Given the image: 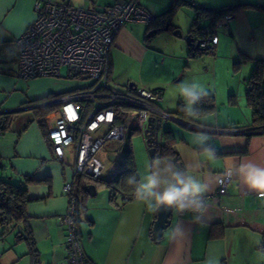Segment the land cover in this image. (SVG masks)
<instances>
[{"label":"crops","instance_id":"0c3cea01","mask_svg":"<svg viewBox=\"0 0 264 264\" xmlns=\"http://www.w3.org/2000/svg\"><path fill=\"white\" fill-rule=\"evenodd\" d=\"M35 0H0V179L26 183L29 202L27 224L31 230L34 254L23 255L27 264H55L66 256V231L59 217L67 207L64 184L72 182L78 198L75 220L87 264H264L260 242L264 238V198L233 179L219 203L208 202L207 214L196 222L192 213L173 212L170 223L157 241L152 227L157 213L135 197L110 190L84 175L72 173L73 147L58 157L53 151L49 129L58 117V108L40 110L58 95L83 88L85 78L40 77L22 80L17 76L14 39L35 17ZM75 7L102 11L118 0H54ZM176 0H135L153 17L166 11ZM168 21L156 18L151 24L128 21L118 30L109 49V83L120 92L134 87L160 90L159 107L169 115L162 122L150 157L143 138L129 131L123 141L104 147L107 170L100 180H112L126 168L130 153L137 173L153 159L170 160L197 177L207 179L212 190L223 173L226 161L251 160L264 166V133L250 134L251 111L246 104V80L255 60L264 59V0H177ZM230 8V27L218 35L215 53L190 56L194 46L184 37L190 33L195 9ZM206 23L209 20L206 19ZM167 29H164L165 25ZM180 29L182 37L173 31ZM196 35V34H195ZM224 68V71L222 70ZM244 70V71H243ZM248 70V71H247ZM226 73L222 76L223 73ZM195 79L212 97L213 109L188 117L178 111L183 100L176 85ZM244 83V93L241 85ZM206 133L211 158L198 144L197 136ZM169 144L162 151L159 146ZM94 184L89 195L84 185ZM85 186V187H86ZM177 224L186 231L184 239L173 241L170 232ZM20 228L23 224L20 223ZM13 250V251H12ZM1 255L0 264H16L19 253Z\"/></svg>","mask_w":264,"mask_h":264},{"label":"built area","instance_id":"2783aa9c","mask_svg":"<svg viewBox=\"0 0 264 264\" xmlns=\"http://www.w3.org/2000/svg\"><path fill=\"white\" fill-rule=\"evenodd\" d=\"M34 12L33 21L14 39L17 76L22 80L59 78L61 68L65 67L68 78L89 81L88 86L62 93L48 103L59 107L48 138L58 157L67 147H73L71 169L74 175L97 181L108 166L109 153L102 155L105 146L123 141L129 131L139 134L148 146V118H169L158 106L162 101L160 90L134 87L120 92L109 83V49L118 30L128 21L150 23L153 16L135 0L115 1L102 11L54 0H35ZM232 20L233 14L227 11L214 24L207 25L197 13L194 26L199 48L213 54L219 33L227 30ZM0 125H4V121ZM230 183L227 180L217 183L216 191L206 197L207 204L209 201L219 203ZM63 191L67 196V207L59 217V224L67 234L66 256L55 264H87L78 237L77 199L72 182L65 183ZM256 195L264 198V193L257 192ZM260 249L264 251V238Z\"/></svg>","mask_w":264,"mask_h":264},{"label":"clouds","instance_id":"9594fccd","mask_svg":"<svg viewBox=\"0 0 264 264\" xmlns=\"http://www.w3.org/2000/svg\"><path fill=\"white\" fill-rule=\"evenodd\" d=\"M176 89L177 96L183 100L181 110L188 117L196 116L199 113L197 105L209 95L208 89L195 79L180 82ZM209 139L206 133L197 136L198 144L211 158H215V150L208 146ZM233 179L251 191L264 193V166L251 160L225 162L223 174L217 183ZM126 183L132 188L134 197L155 213L169 210L177 214L192 213L194 221L199 222L208 212L206 194L212 190V184L170 160L149 161L142 174L129 175ZM186 236L187 231L179 224L171 229L170 239L173 241Z\"/></svg>","mask_w":264,"mask_h":264},{"label":"trees","instance_id":"16d2710c","mask_svg":"<svg viewBox=\"0 0 264 264\" xmlns=\"http://www.w3.org/2000/svg\"><path fill=\"white\" fill-rule=\"evenodd\" d=\"M180 1H175L166 11L153 17L150 24L158 18L159 20L168 21L172 16L175 8L180 4ZM195 16L194 21L197 17V13L202 15L206 23V19L209 20L207 25H212L215 21L222 16L223 13L231 11L230 8H222L218 10H208L203 9L200 6L194 5ZM199 7V8H198ZM193 25L190 32L196 34V28ZM211 54L209 51L201 48H192L190 56H198L202 54ZM215 53V48H214ZM213 53V54H214ZM246 104L251 111V125L252 128L249 130L250 134L254 133H264V59L255 60L252 71L246 80ZM182 103L180 102L178 111L182 113L181 110ZM213 101L211 96H207L201 100L199 105H197L199 111L208 112L213 109ZM56 104H49L47 106L41 107L40 110H54L57 108ZM4 125H0V132L5 130L6 121ZM158 145V144H156ZM162 151L169 149V144H163L159 146ZM126 168L116 174L112 180H97L98 183L105 184L110 190V198L113 200L117 193H122L126 195V198L131 199L134 197L132 188L126 183V178L134 173H137L136 167L133 163L130 153L126 155ZM30 179H26L25 182L18 184L14 183L11 179L1 178L0 179V234L4 235L10 230H16V240L25 241L29 247V251L32 255H35L33 241L31 240V230L27 224V214H26V204L29 202L27 196V186L26 183ZM77 199L76 204L78 206V198L75 193H73ZM76 206V209H77ZM20 223L23 224V228H20ZM77 224V221H76ZM1 258V252H0ZM33 264H37L36 260Z\"/></svg>","mask_w":264,"mask_h":264},{"label":"water","instance_id":"95a60500","mask_svg":"<svg viewBox=\"0 0 264 264\" xmlns=\"http://www.w3.org/2000/svg\"><path fill=\"white\" fill-rule=\"evenodd\" d=\"M168 25L166 24L164 29H167ZM174 35H178L180 37H182V33L180 31V29H175L173 31ZM186 43L188 45L194 46V48H199L198 43H199V39L197 37V35H195V33L190 32L188 33L185 37H184ZM162 122H163V118L161 117H154V116H150L148 118V127H147V135H148V153L150 155V157H154L155 154V147L154 144L157 143V134L158 131L160 130V128L162 127ZM87 193L89 195H94L95 193V185L94 184H88L85 187ZM173 211H160L157 213V217L153 223V227H152V239L154 241H157L158 239H160L163 235V231L166 229V227L169 225L170 223V217L172 216Z\"/></svg>","mask_w":264,"mask_h":264},{"label":"rangeland","instance_id":"374dc122","mask_svg":"<svg viewBox=\"0 0 264 264\" xmlns=\"http://www.w3.org/2000/svg\"><path fill=\"white\" fill-rule=\"evenodd\" d=\"M206 55H209L210 57L211 56H214V55H210L209 53L206 54ZM224 71V68L222 69ZM244 71V70H243ZM248 71V70H247ZM62 72L64 73L65 72V68H62ZM226 73L224 72L222 74V76H224ZM53 78V77H52ZM57 79V78H55ZM241 89H242V92L244 93V83L241 85ZM164 121H168V119H163ZM85 186H83V189L85 190ZM16 230L12 229L10 230L8 233L4 234V235H1L0 234V252H1V255H5L7 253H10L12 249H14L16 247V251H14V253H19V259H20V262L18 261L16 264H27L26 262L28 261V257L26 256V258L24 260H21L23 259V255L27 252V250L29 249L27 243L25 241H17L16 240ZM13 251V250H12ZM34 259L37 258V256H33ZM5 263L6 264H10V262L8 261V259L5 260Z\"/></svg>","mask_w":264,"mask_h":264},{"label":"flooded vegetation","instance_id":"af4514ba","mask_svg":"<svg viewBox=\"0 0 264 264\" xmlns=\"http://www.w3.org/2000/svg\"><path fill=\"white\" fill-rule=\"evenodd\" d=\"M198 35V34H197Z\"/></svg>","mask_w":264,"mask_h":264}]
</instances>
